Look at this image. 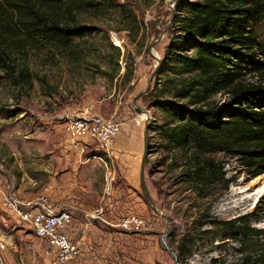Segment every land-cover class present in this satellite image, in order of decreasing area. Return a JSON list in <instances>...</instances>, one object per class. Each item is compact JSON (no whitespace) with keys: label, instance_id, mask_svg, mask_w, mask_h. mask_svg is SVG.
Instances as JSON below:
<instances>
[{"label":"rangeland","instance_id":"obj_1","mask_svg":"<svg viewBox=\"0 0 264 264\" xmlns=\"http://www.w3.org/2000/svg\"><path fill=\"white\" fill-rule=\"evenodd\" d=\"M170 1L116 0L110 8L79 13L77 25L88 30L67 50L47 46L14 57L33 73L25 89L0 67L1 165H7L15 176L26 174L29 183L25 185L40 191L47 184L65 182L78 158L84 167L83 180L87 183L92 176L91 201L101 213L96 217L111 224L102 225L101 220L88 231L90 243H85L80 264H177L163 239L177 253L176 241L208 208L210 217L218 220L258 209L261 219L253 221V226L264 228V173L252 177L231 152L203 153L200 159L213 160L219 171L213 183L204 184L190 175L197 163L194 148L166 146L164 129L173 120L156 101L180 105L186 101L175 96L180 85L177 76L169 70L163 75L158 71L175 31V2ZM257 79L255 73L246 76L248 82ZM139 94V105L148 109V119L140 120L142 113L133 108L132 100ZM213 100L222 106L228 95L218 93ZM85 112L120 122L108 151L93 142L74 140L66 131L68 119ZM115 145L123 149L116 150ZM144 157L145 184L141 182ZM90 162L96 163L95 170L84 171ZM220 172L226 173L222 179ZM110 199L126 208L109 210ZM133 216L143 221L139 229L122 225ZM0 229L16 234L14 243L6 235L7 247L0 251L4 264H49L48 257L51 264L55 262L36 244L30 227L2 207V200ZM17 229L28 237L19 239ZM240 245L231 237L206 238L188 262L235 264Z\"/></svg>","mask_w":264,"mask_h":264},{"label":"trees","instance_id":"obj_2","mask_svg":"<svg viewBox=\"0 0 264 264\" xmlns=\"http://www.w3.org/2000/svg\"><path fill=\"white\" fill-rule=\"evenodd\" d=\"M114 2L0 0V67L25 89L33 73L15 56L47 46L67 50L88 30L77 25L78 14L107 9ZM173 22L174 35L158 71L177 76L175 96L186 101H156L173 120L164 129L166 146L194 148L197 163L190 175L204 184L213 183L219 171L213 160L200 159L203 153L231 152L252 177L263 174L264 0H176ZM253 73L258 79L248 82L246 76ZM218 93L228 95L222 106L213 100ZM225 175L220 172L219 178ZM209 213L208 208L176 241L180 264H189L206 238L228 237L241 244L235 264H264V228L253 226L261 219L258 209L229 220Z\"/></svg>","mask_w":264,"mask_h":264},{"label":"built area","instance_id":"obj_3","mask_svg":"<svg viewBox=\"0 0 264 264\" xmlns=\"http://www.w3.org/2000/svg\"><path fill=\"white\" fill-rule=\"evenodd\" d=\"M118 44V42H116ZM120 45V44H119ZM65 129L74 140L95 143L108 151L118 135L121 124L104 116L85 112L70 117ZM80 145H84L81 143ZM15 183H10L8 192H4V205L7 210L25 223L34 235L47 243L46 252L54 257L56 264H67L81 253V246L68 233L72 213L68 207H58L49 195V186L43 187L33 200L24 201L15 193ZM143 221L136 216L125 219L124 227L139 229ZM8 237L0 241V251L7 247ZM0 263L4 259L0 255Z\"/></svg>","mask_w":264,"mask_h":264},{"label":"crops","instance_id":"obj_4","mask_svg":"<svg viewBox=\"0 0 264 264\" xmlns=\"http://www.w3.org/2000/svg\"><path fill=\"white\" fill-rule=\"evenodd\" d=\"M113 147V145L111 146V148ZM116 150H118L119 148L123 149V145H115ZM80 161L81 159L78 158L74 161V164L72 165V167L69 168V175L68 177L65 179V182H59L57 184H47L50 189H49V195L51 196L52 200L54 201V203L58 206V207H68L72 213V221L67 229L69 235L79 243V245L81 246V253L80 255L68 262L67 264H80L81 262H79V260L81 259V257L84 255V250L86 248L87 245H89L90 243V236L88 234L89 230H93L94 227H98L99 225H97V223H101V220L103 223H101L102 225H109L111 223L107 222L106 220L104 221V219L100 218V217H96V215L101 214V213H97L99 211L96 210L95 205L92 204L91 201V194L94 193H90V188L91 190L94 189V182L92 180V176L89 177V181L86 183L83 180V173L82 170L84 169V167H82V165H80ZM88 162V161H87ZM85 164H87L85 162ZM1 165V163H0ZM92 167V170L94 171L96 168V163L94 162H90L86 169L84 171L90 170ZM0 169L1 174H0V182L2 183L3 188H0V200H2V207L4 208V192H8V187L10 183H15V191L14 193L21 198L24 201H28V200H33L35 199L36 195L38 193H40L41 189L39 190H34L33 187L31 185H25V183H29L28 180L25 182L26 179V174L21 177L20 173L19 176H15L14 173H12L9 169V167L7 165L2 164ZM75 169H77V171H75ZM71 170V171H70ZM5 178H3V177ZM2 177V178H1ZM85 178V177H84ZM94 178V177H93ZM3 180H5V184H3ZM141 180H142V173H141ZM142 183L145 184V182L141 181ZM93 192V191H91ZM108 205L107 208L109 210L111 209H115L117 206H119L120 208H126V206H122V205H117V201L115 204V201L112 202V200H108ZM121 203V201H120ZM127 204V202H126ZM123 202V205H126ZM117 207V208H119ZM6 208V207H5ZM7 209V208H6ZM16 220L18 219L16 215L10 213ZM100 219V220H99ZM106 223V224H104ZM110 226H114V227H119L120 225H110ZM19 239L20 238H27L28 234L22 232V231H18V229L16 230ZM3 235H8L9 237V241L11 243H14V237L16 236L15 233H8L2 229H0V238H3ZM35 240H37L36 244L40 243V245L43 246L42 248V252L44 249V252H46V248H47V243L39 238H37L35 236ZM87 245H86V244ZM49 262V264H51V259L48 257L46 258ZM79 262V263H78ZM52 264H56L55 262H52Z\"/></svg>","mask_w":264,"mask_h":264},{"label":"water","instance_id":"obj_5","mask_svg":"<svg viewBox=\"0 0 264 264\" xmlns=\"http://www.w3.org/2000/svg\"><path fill=\"white\" fill-rule=\"evenodd\" d=\"M174 2H175V0H171V1H170L171 4L174 3ZM159 60H161V59L159 58ZM140 96H141V94H139V95H137V96H135V97L133 98V100H132L133 108L135 109V111H136L137 113H149L148 109H146L145 107H141V106L139 105L138 98H139ZM144 163H145V157H144L143 165H142V181H143V182H144V170H145ZM151 203L153 204L154 210L157 211L159 214H161V212L159 211V209H157V207H155V205H154V203H153V200H151ZM163 241H164L166 247H167V248L173 253V255H174V257H175V262H176L177 264H180L178 254H177L174 250H172V249L170 248V246L167 244V242H166L165 239H163Z\"/></svg>","mask_w":264,"mask_h":264},{"label":"bare ground","instance_id":"obj_6","mask_svg":"<svg viewBox=\"0 0 264 264\" xmlns=\"http://www.w3.org/2000/svg\"><path fill=\"white\" fill-rule=\"evenodd\" d=\"M139 117H140V120H143V119H148L149 115L148 113H142Z\"/></svg>","mask_w":264,"mask_h":264}]
</instances>
